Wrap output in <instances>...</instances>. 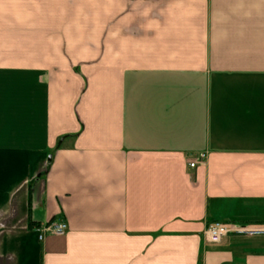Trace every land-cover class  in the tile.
Instances as JSON below:
<instances>
[{"label":"crops","instance_id":"0c3cea01","mask_svg":"<svg viewBox=\"0 0 264 264\" xmlns=\"http://www.w3.org/2000/svg\"><path fill=\"white\" fill-rule=\"evenodd\" d=\"M214 221L264 227V0H0V264H264Z\"/></svg>","mask_w":264,"mask_h":264},{"label":"built area","instance_id":"2783aa9c","mask_svg":"<svg viewBox=\"0 0 264 264\" xmlns=\"http://www.w3.org/2000/svg\"><path fill=\"white\" fill-rule=\"evenodd\" d=\"M206 157V154H200L194 161L190 162L191 167H195L197 161ZM66 222L52 221L40 229L42 231L40 238L42 239L45 234L63 235L67 231ZM208 240L211 243H220L224 238L236 235V236H255L264 235L263 226H255L237 222H222L214 221L208 225L206 229Z\"/></svg>","mask_w":264,"mask_h":264}]
</instances>
